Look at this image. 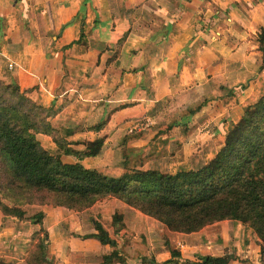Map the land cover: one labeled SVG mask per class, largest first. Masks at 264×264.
<instances>
[{
  "label": "crops",
  "instance_id": "0c3cea01",
  "mask_svg": "<svg viewBox=\"0 0 264 264\" xmlns=\"http://www.w3.org/2000/svg\"><path fill=\"white\" fill-rule=\"evenodd\" d=\"M263 31L264 0H0V80L54 107L52 124L70 133L73 150L104 141L97 156L63 155L65 163L111 177L196 170L264 95ZM39 140L57 153L49 137ZM24 210L43 213L42 223L0 210V264H29L45 236L52 264H101L122 246L125 260L115 264H194L226 254L228 264H264V243L238 220L174 232L116 198L83 211ZM97 224L110 243L93 236Z\"/></svg>",
  "mask_w": 264,
  "mask_h": 264
},
{
  "label": "trees",
  "instance_id": "16d2710c",
  "mask_svg": "<svg viewBox=\"0 0 264 264\" xmlns=\"http://www.w3.org/2000/svg\"><path fill=\"white\" fill-rule=\"evenodd\" d=\"M203 106L186 113L194 114ZM55 114L54 107H44L18 85L0 80V194L13 202L9 206L0 199L5 215L42 223L43 213L26 217L21 207L53 205L83 211L105 198H116L174 232L193 233L216 222L238 220L264 243V95L247 107L212 160L177 173L128 169L111 177L80 162L65 163L63 155L97 156L104 141L89 143L84 152L73 150L67 140L70 133L52 124ZM39 135L56 144V154L43 147ZM114 224L123 227L118 214ZM96 229L93 236L101 243L111 242L100 224ZM46 239L38 241L29 264H52L46 259ZM125 256L122 246L105 255L101 264L123 263ZM231 258L206 256L194 264H228Z\"/></svg>",
  "mask_w": 264,
  "mask_h": 264
},
{
  "label": "rangeland",
  "instance_id": "374dc122",
  "mask_svg": "<svg viewBox=\"0 0 264 264\" xmlns=\"http://www.w3.org/2000/svg\"><path fill=\"white\" fill-rule=\"evenodd\" d=\"M0 199H1V201H2L3 203H5L6 205H9V206H12V205H13V202H11V201L8 200L7 198L3 197L1 194H0ZM25 207H27V206H23V207H21V208L24 209ZM123 244H124V246L131 245V244L129 243V240L124 241Z\"/></svg>",
  "mask_w": 264,
  "mask_h": 264
}]
</instances>
